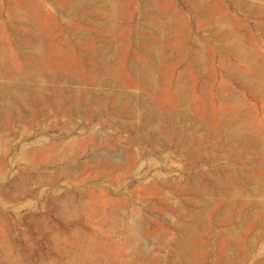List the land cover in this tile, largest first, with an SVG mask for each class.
I'll list each match as a JSON object with an SVG mask.
<instances>
[{
	"label": "rangeland",
	"instance_id": "1",
	"mask_svg": "<svg viewBox=\"0 0 264 264\" xmlns=\"http://www.w3.org/2000/svg\"><path fill=\"white\" fill-rule=\"evenodd\" d=\"M38 1L53 16L56 29L63 31L70 24L57 16L56 4ZM139 1L135 19L142 9ZM173 1L187 16L195 36L192 14L181 0ZM230 2L219 0L264 52V32L255 28L259 20L247 18ZM60 31L56 37L61 42L55 38L53 43L63 44L67 57L55 61L53 56H44L40 79L27 78L18 85L22 102L0 100V264H171L168 244L177 238L174 226L188 222L196 200L194 190L212 187L215 174L223 176L227 163L219 158L220 151L195 143L200 134L207 136V128L185 135L179 130L188 123L199 127L188 104L175 110L174 120L163 118L157 131L151 133V121L139 118L134 109L141 110L147 103L158 113L154 97L148 93L140 97L138 87L129 86L127 82L133 77L128 68L113 67L116 54L110 61L112 77L104 79L92 66L77 62L81 58L72 52L73 38L65 29ZM9 40L11 57L6 64L26 73L14 39ZM81 75L88 79L81 81ZM4 83L6 80H0ZM35 87L45 92L41 98L32 94L30 89ZM231 88L240 92L234 84ZM75 91L81 94L74 95ZM120 93L128 95V100L119 99ZM196 97L200 98L198 92ZM248 100L245 107L249 109ZM255 114L263 125L262 115ZM263 164L245 168L248 174H261V188ZM211 199L198 214L190 242L193 249L182 251L183 262L264 264V210L251 205L238 213L237 201L221 215L215 205L226 202V197L221 202L217 196ZM127 226L135 228L131 239L123 233Z\"/></svg>",
	"mask_w": 264,
	"mask_h": 264
},
{
	"label": "bare ground",
	"instance_id": "2",
	"mask_svg": "<svg viewBox=\"0 0 264 264\" xmlns=\"http://www.w3.org/2000/svg\"><path fill=\"white\" fill-rule=\"evenodd\" d=\"M43 2L52 6L56 4L57 16L70 22L64 29L74 40L72 52L81 58L78 63L83 61L92 66L93 72L102 75L104 79L112 77L113 67H127L133 77L127 82L129 86L138 87L142 92L140 97L144 93L154 97L158 113H154L147 103L141 110L134 109L139 118L144 116L151 121V133L157 131L163 118L171 120L179 106L188 104L195 115L193 120L196 119L199 127L188 123L179 130L185 135L195 134L201 127L207 128V136L200 134V139L195 143L200 147L211 146V150L220 151L219 158L227 163L223 176L215 174L212 187L194 190L196 200L191 206L188 222L174 226L177 238L168 244L171 249V264H185L181 259L182 251L193 249L190 242L195 233L194 224L199 218L198 214L205 210L207 202L214 196L220 197V202L224 197L227 199L226 202L215 205V210L221 211V215L238 203V213L251 209V205L264 210V187H258L261 174L245 172L249 164L264 162V124L259 123L255 114L260 113L264 119V52L259 51L254 36L245 30L241 21L230 17L219 0L180 1L193 16L195 36L191 34L187 16L173 0H140L142 9L137 19L135 12L139 3L136 7V0ZM230 3L247 18H257L259 21L255 23L256 31L264 32V0H231ZM43 4L38 0H0V80H6V83L0 84L1 101L6 99L16 104L22 102L18 85L27 78L40 79L39 65L44 56H49V59L53 56L55 61L57 58L60 60L67 57L63 44L54 46L55 38L61 42V38L56 37L60 29H56L53 16L43 9ZM198 32L206 35L200 36ZM11 37L18 55L24 61L26 73L6 64L11 57ZM114 54L117 61L112 67L110 61ZM45 73L44 71L42 74ZM58 76L63 79L62 75ZM80 78L81 81L88 79L83 75ZM89 79L94 80V77L90 76ZM231 84L236 85L240 92L236 93ZM30 90L37 98L45 93L39 87ZM163 91L167 93L162 95ZM197 92L200 98L196 97L195 100ZM76 94L81 93L75 91L74 95ZM128 97L122 93L118 95L121 100H128ZM245 100L249 101V109L245 107ZM133 231V226H127L123 233L131 239Z\"/></svg>",
	"mask_w": 264,
	"mask_h": 264
}]
</instances>
